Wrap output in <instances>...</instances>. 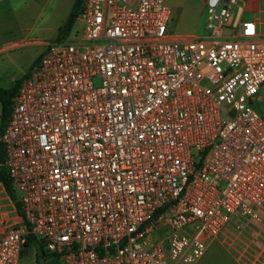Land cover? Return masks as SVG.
I'll return each mask as SVG.
<instances>
[{"label":"built area","instance_id":"built-area-1","mask_svg":"<svg viewBox=\"0 0 264 264\" xmlns=\"http://www.w3.org/2000/svg\"><path fill=\"white\" fill-rule=\"evenodd\" d=\"M205 3L209 33L176 36L166 0H84L47 43L0 130L22 211L0 264L29 235L57 264H194L213 238L264 264L233 247L264 227V35L238 0Z\"/></svg>","mask_w":264,"mask_h":264},{"label":"rangeland","instance_id":"rangeland-1","mask_svg":"<svg viewBox=\"0 0 264 264\" xmlns=\"http://www.w3.org/2000/svg\"><path fill=\"white\" fill-rule=\"evenodd\" d=\"M166 2L171 10L168 22L171 33L180 36H203L209 33L206 26L208 8L205 0H166ZM238 8L239 2L234 7V13ZM81 28L82 23L76 18L65 36L60 35L59 29L14 28L11 38L5 43H0V87L12 86L16 80L28 73L33 61L45 50L48 42L61 38L72 39ZM227 28L224 29V33L232 30ZM95 82L97 83L98 80ZM253 106L264 119V91L261 88L255 95ZM19 194V191H13L15 198ZM243 225L244 237L242 240H237L233 247L239 252L245 249L243 254L252 257L264 248V227L249 221ZM206 244L204 254L194 264H241L236 259L238 253L220 241V238L209 239ZM248 257L246 255L245 259L247 260ZM57 262L56 256L50 254L43 256L40 247L36 243H31L23 248L19 264H57Z\"/></svg>","mask_w":264,"mask_h":264},{"label":"crops","instance_id":"crops-1","mask_svg":"<svg viewBox=\"0 0 264 264\" xmlns=\"http://www.w3.org/2000/svg\"><path fill=\"white\" fill-rule=\"evenodd\" d=\"M73 2L74 0H0V43L8 41L16 27L59 29L70 13ZM238 2L239 8L234 13V21L254 19L259 31L264 35V0H238ZM260 88L264 91V83ZM4 125H1L0 119V130ZM16 200L18 201L17 195ZM20 216L15 199L0 181V225L13 223L19 220Z\"/></svg>","mask_w":264,"mask_h":264},{"label":"trees","instance_id":"trees-1","mask_svg":"<svg viewBox=\"0 0 264 264\" xmlns=\"http://www.w3.org/2000/svg\"><path fill=\"white\" fill-rule=\"evenodd\" d=\"M83 1L84 0H74L70 13L68 14V16L65 19V21L63 22V24L59 27V33L61 36H65L70 31V29H71V27L75 21L76 15L78 14V12L82 8ZM38 59H39V56L33 61L31 69L36 64ZM22 78H23V76L21 78H19L18 80H16V82L12 86L0 87V103H1L0 119H1V125L2 126L6 123L8 117H9L10 110H11V99L17 93ZM3 159H4V155H3L2 147L0 145V160H1V162L3 161ZM0 181L3 182L6 191L15 199L17 209H18L19 213L22 214L20 203H19V201L16 200L15 196L13 195V189L11 186V179H10V177L6 171V168L4 167L3 164L0 165ZM31 243H36L40 247V250H41V253L43 256H45L47 254L54 255V253L45 252V250L42 246V243L39 242L37 239H35V237L33 235H29L27 237V240L25 241V246H28Z\"/></svg>","mask_w":264,"mask_h":264},{"label":"snow or ice","instance_id":"snow-or-ice-1","mask_svg":"<svg viewBox=\"0 0 264 264\" xmlns=\"http://www.w3.org/2000/svg\"><path fill=\"white\" fill-rule=\"evenodd\" d=\"M249 30H251V29L249 28Z\"/></svg>","mask_w":264,"mask_h":264}]
</instances>
